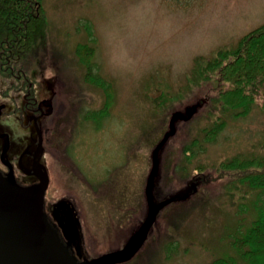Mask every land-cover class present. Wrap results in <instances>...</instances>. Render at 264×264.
<instances>
[{
	"label": "rangeland",
	"instance_id": "374dc122",
	"mask_svg": "<svg viewBox=\"0 0 264 264\" xmlns=\"http://www.w3.org/2000/svg\"><path fill=\"white\" fill-rule=\"evenodd\" d=\"M42 4L49 50L31 78L41 80L37 82L39 97L44 80L51 85L58 76L62 82L60 94L55 92V101L63 110L57 135L61 149L69 147L75 163L63 167L71 172L61 173L53 154H46L50 177L46 202L49 209L57 202L70 205L79 229L80 255L93 258L123 247L144 221L147 205L143 192L152 151L171 115L203 99L196 89L184 90L194 61L211 58L220 48L235 47L244 35L264 24V0H42ZM86 29L95 41L97 73L112 85L114 95L107 116L100 121L83 119L86 113H98L104 102L103 92L85 83L84 69L74 54L78 43L89 40ZM5 87L1 83L0 103L8 102L1 94ZM263 94L264 84L259 91ZM165 96L177 98L155 108L154 100ZM263 99L257 96V103ZM203 109L204 104L190 121L179 123L176 135L161 150L153 183L155 201L186 189L198 176L194 171L198 166L205 167L203 176L211 180L203 183L200 177L195 195L159 212L144 246L126 264H210L233 255L228 237L237 220H250L237 213V205L247 200L240 201L237 192L232 197L225 194L224 183L212 173L213 165L240 154L264 156V114L254 105L245 116L232 119L228 115L216 141L186 166L193 174L187 182H179L173 165L184 160L183 147L197 129L214 120ZM54 138L45 140V146H54ZM117 182L119 193H127L139 213L135 218L128 216L120 232H116L117 223L113 228L106 226L111 235L103 237L93 228L101 220L104 223L103 200L97 195L109 183H114L115 193ZM87 196L92 202L89 206ZM170 243L172 251L167 253L165 247Z\"/></svg>",
	"mask_w": 264,
	"mask_h": 264
},
{
	"label": "trees",
	"instance_id": "16d2710c",
	"mask_svg": "<svg viewBox=\"0 0 264 264\" xmlns=\"http://www.w3.org/2000/svg\"><path fill=\"white\" fill-rule=\"evenodd\" d=\"M47 31L48 20L42 0H0V85L8 81L11 73L29 74L40 68L39 63L49 50ZM86 31L88 42L78 43L74 54L84 69L85 83L104 94L103 108L85 117L100 121L107 116L114 95L112 85L97 73L93 62L95 47L92 44L95 41L91 32ZM263 84L264 24L244 35L235 47L220 48L208 59L196 58L186 77L184 90L190 92L196 89L203 97L199 102L204 104V113L214 120L208 126L197 129L194 137L183 147L184 160L173 165L176 180L187 182L193 173L190 174L186 166L205 152L206 145L216 141L226 127L228 115L232 119L245 116L254 105L264 114V99L257 103V96L264 98V94L259 95ZM2 94L5 97L7 92ZM180 96L181 93L178 94ZM176 98L160 97L154 100L153 105L161 109ZM213 166L212 173L224 183L225 194L232 197V192H237L240 201H248L237 205V213L250 217V220L247 223V217L237 220L233 233L228 237L233 255L216 258L210 264H264V156L240 154ZM194 171L199 177L206 174L204 166H198ZM210 180L208 176L202 177L203 183ZM115 193L122 200L124 213L127 214V209L132 208L131 198L127 197V193H119V188L115 189ZM112 203L110 200L108 204L103 201L104 214L111 217L117 214L119 201ZM112 220L115 225L116 219ZM165 251H172L171 243L166 245Z\"/></svg>",
	"mask_w": 264,
	"mask_h": 264
},
{
	"label": "flooded vegetation",
	"instance_id": "af4514ba",
	"mask_svg": "<svg viewBox=\"0 0 264 264\" xmlns=\"http://www.w3.org/2000/svg\"><path fill=\"white\" fill-rule=\"evenodd\" d=\"M36 71V70H35ZM31 71L29 74H25L24 72H16L11 73L12 76L8 79L7 82L3 81V85L6 87L3 89V92H7L5 95L6 103H0V172L1 174H12L16 183L21 186H31L38 182L36 176L34 175V167L38 162L41 166H43L47 172L49 183L48 188L44 196V212L47 216V219L51 226L55 228L61 238V241L66 244L69 242L67 238H70V230L67 228L66 215L70 213L72 217L71 226L75 232V239L70 242L69 252L76 257L78 262H82L84 260L90 261L96 258L101 257L102 255L117 251L122 249L123 247L108 251L99 256L93 258H85L80 255L79 252V229L77 224L74 221L73 213L71 207L68 203L65 202H57L55 203L51 209H49L46 200L48 199V189L50 185V177L48 171L46 169V164L44 163V158L46 154H50L51 152L56 160L57 167L60 172L71 170L68 168L64 169L65 165L72 167V164L75 165L73 159L71 158V149L69 147H62L61 149V139L59 135H57L58 122L61 120L60 113L63 111L60 108L58 102L55 101L56 94H60V90L62 88V82L59 80L58 76H54V81L47 82L44 80V86H42V96L39 97L37 94V82L41 80H37V78H31ZM18 87V88H17ZM2 92V93H3ZM1 93V94H2ZM3 95V94H2ZM4 96V95H3ZM60 115V116H59ZM89 115L86 113L85 117ZM50 136H55L53 139L54 146L46 147L45 140H48ZM67 165V166H68ZM75 173L78 180L81 182V173L77 170L75 166ZM69 172V173H70ZM84 180L88 183V181L84 178ZM73 181V180H72ZM84 182V181H82ZM114 183H109V186L103 187V194L97 195V197L103 200L108 204V200L110 203L119 201V206L117 208V214L111 217L107 214H102V218L104 219V223L102 220L100 224H96L93 226L94 232L97 231V234L105 237L110 236L111 229L106 227H114L112 218H115L117 221V225L115 228H118L116 232L122 231V228L125 226L124 221L127 222V217L131 216L133 218L136 217V214L139 213L138 206L134 205L132 208L127 209V214L124 213V208L122 205V200L117 198L114 195L113 185ZM91 189H94L91 184L88 183ZM118 182L115 183V189L118 188ZM97 192L99 191L98 188ZM154 193V192H153ZM98 194V193H97ZM87 195V194H86ZM102 196V198H100ZM154 196V194H153ZM144 198V192H143ZM88 206L91 205V200L87 196ZM112 203V204H114ZM118 205V204H117ZM168 208V207H167ZM69 211V213H67ZM138 217V216H137ZM95 218V214H94ZM127 218V219H126ZM141 225V224H140ZM139 225V227H140ZM138 227V228H139ZM137 228V230H138ZM110 229V230H109ZM136 230V231H137ZM135 231V232H136ZM134 232V233H135ZM133 233V234H134ZM132 234V235H133ZM129 237V239L132 237ZM100 237V236H99ZM128 239V240H129ZM127 240V242H128ZM126 242V243H127ZM125 243V244H126ZM144 246V245H143ZM128 263V262H127ZM126 264V263H124Z\"/></svg>",
	"mask_w": 264,
	"mask_h": 264
},
{
	"label": "water",
	"instance_id": "95a60500",
	"mask_svg": "<svg viewBox=\"0 0 264 264\" xmlns=\"http://www.w3.org/2000/svg\"><path fill=\"white\" fill-rule=\"evenodd\" d=\"M202 104L198 102L171 115L166 132L151 154V169L144 187L147 205L144 221L122 249L99 258L78 262L69 252L70 242L76 238L69 211L66 222L71 237L67 238L66 244L49 223L44 212L49 178L43 166L36 163L34 175L38 182L26 187L17 184L12 174L0 172V264H124L132 260L147 241L158 213L172 204L189 200L198 190L199 176L194 177L186 189L168 199L158 202L153 196L161 150L176 135L177 125L190 121Z\"/></svg>",
	"mask_w": 264,
	"mask_h": 264
}]
</instances>
